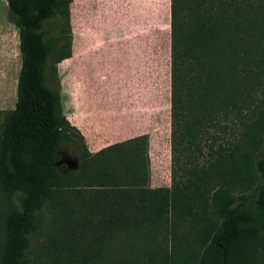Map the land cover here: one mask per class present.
I'll return each instance as SVG.
<instances>
[{"label": "trees", "instance_id": "16d2710c", "mask_svg": "<svg viewBox=\"0 0 264 264\" xmlns=\"http://www.w3.org/2000/svg\"><path fill=\"white\" fill-rule=\"evenodd\" d=\"M72 1L5 0L20 69L0 120V264H264V6L169 0L170 186L151 188L147 136L89 152L46 84L48 60L71 58Z\"/></svg>", "mask_w": 264, "mask_h": 264}, {"label": "rangeland", "instance_id": "374dc122", "mask_svg": "<svg viewBox=\"0 0 264 264\" xmlns=\"http://www.w3.org/2000/svg\"><path fill=\"white\" fill-rule=\"evenodd\" d=\"M253 4L264 6V0H254ZM69 15L71 58L56 66L48 60L46 84L59 93L61 110L65 117L78 115L72 107L74 98L85 108H92L85 117L91 120V128L99 130L98 138L103 145L111 144L112 140L110 130L116 118L113 98L128 106L135 93L133 86L126 80L128 73H124V77L122 74V60L127 57L125 55L131 54L125 46L137 43L128 39L140 38L136 34H150L152 59H155L154 52L160 54L162 61L166 59L167 64L161 65L158 78L153 73L152 82L153 86L160 89L161 110H165V97L167 110L165 115H161V126L156 131L157 135L153 137L150 148L148 144L147 153L150 187H169V0H73L69 5ZM19 69L17 29L8 16L5 0H0V120L3 112L14 108ZM93 101L95 105L91 104ZM93 108H96L94 112ZM59 156L63 162L76 163L69 146L63 147ZM49 220L50 215L43 212L41 230L31 240L33 248L45 239Z\"/></svg>", "mask_w": 264, "mask_h": 264}, {"label": "crops", "instance_id": "0c3cea01", "mask_svg": "<svg viewBox=\"0 0 264 264\" xmlns=\"http://www.w3.org/2000/svg\"><path fill=\"white\" fill-rule=\"evenodd\" d=\"M136 36L140 38L128 39V41L137 43H129L125 46L131 54L125 55L127 57L122 60L123 77L124 73H128L126 80H128L129 85L133 86L135 93L130 99L131 103L128 106L124 102H116L113 98V110L116 118L110 130L111 144L103 145L102 140L98 138L99 130L90 127L91 120L86 118L85 114L92 111V108H85L83 104L74 98L72 107L78 115L66 116L70 124L84 137L86 146L91 153H96L108 146L144 135L149 139L150 148L153 137L157 135L156 131L161 126V115L166 114L167 99L166 97L163 99L165 110H161L162 98L160 89L153 86L152 82L153 73H156L155 77L158 76L161 65L167 64L165 62L166 59L162 61L158 52H154L155 59H152L153 50L150 34H136ZM165 69H167L166 66ZM91 104L95 105L96 103L93 101ZM93 109L94 112L96 108Z\"/></svg>", "mask_w": 264, "mask_h": 264}, {"label": "water", "instance_id": "95a60500", "mask_svg": "<svg viewBox=\"0 0 264 264\" xmlns=\"http://www.w3.org/2000/svg\"><path fill=\"white\" fill-rule=\"evenodd\" d=\"M59 164H65L68 166V170H71V169H74L76 168V163H70V162H63V161H60ZM257 189H255V192L256 193ZM227 215V214H226Z\"/></svg>", "mask_w": 264, "mask_h": 264}, {"label": "flooded vegetation", "instance_id": "af4514ba", "mask_svg": "<svg viewBox=\"0 0 264 264\" xmlns=\"http://www.w3.org/2000/svg\"><path fill=\"white\" fill-rule=\"evenodd\" d=\"M67 162V161H66Z\"/></svg>", "mask_w": 264, "mask_h": 264}]
</instances>
